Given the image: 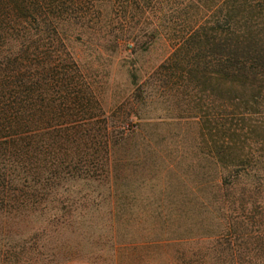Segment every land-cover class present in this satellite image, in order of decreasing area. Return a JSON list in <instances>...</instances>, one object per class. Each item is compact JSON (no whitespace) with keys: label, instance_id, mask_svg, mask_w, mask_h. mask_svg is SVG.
Returning <instances> with one entry per match:
<instances>
[{"label":"trees","instance_id":"trees-1","mask_svg":"<svg viewBox=\"0 0 264 264\" xmlns=\"http://www.w3.org/2000/svg\"><path fill=\"white\" fill-rule=\"evenodd\" d=\"M158 37L171 51L142 80L130 68L120 104L144 120L155 87L193 84L205 214L143 211L119 156L133 123L109 124L73 47L133 55ZM79 257L264 264V0H0V264Z\"/></svg>","mask_w":264,"mask_h":264},{"label":"rangeland","instance_id":"rangeland-1","mask_svg":"<svg viewBox=\"0 0 264 264\" xmlns=\"http://www.w3.org/2000/svg\"><path fill=\"white\" fill-rule=\"evenodd\" d=\"M171 42L173 39L158 37L149 48L133 55L120 50L97 52L94 40L73 43V47L84 70L97 74L101 106L109 124L113 126L127 117L133 123L129 126L135 130L131 142L119 156L130 174V187H137L135 197L144 203L143 211L205 214L210 197L209 142L206 134L201 135L193 84L171 87V91L155 87L145 100L144 110L139 111L144 120L130 117L129 106L121 105L133 89L130 68L139 80L144 79L171 51ZM181 201L186 203L172 207V203ZM60 264L93 263L79 257Z\"/></svg>","mask_w":264,"mask_h":264}]
</instances>
